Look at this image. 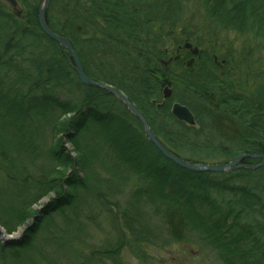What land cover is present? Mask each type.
Returning <instances> with one entry per match:
<instances>
[{
	"label": "trees",
	"instance_id": "1",
	"mask_svg": "<svg viewBox=\"0 0 264 264\" xmlns=\"http://www.w3.org/2000/svg\"><path fill=\"white\" fill-rule=\"evenodd\" d=\"M191 1L51 0L45 21L69 39L87 77L122 91L183 160L224 164L241 153L264 154V65L255 67L246 91L228 83L233 74L223 79L209 49L189 66L183 57L168 58V45L184 41ZM17 2L20 16L0 0V228L26 230L7 243L0 237V264H108L106 251L75 220L96 204L117 206L129 247L142 254L176 242L206 253L198 264L208 258L214 264L211 255L217 264H264V164L223 174L178 168L120 99L80 82L69 52L38 25L42 0ZM202 6L209 20L261 40L264 51V0H202ZM223 60L227 69L230 60ZM174 102L191 111L195 124L172 115ZM66 116L62 130L75 159L63 143L54 146ZM63 176L68 191L61 192ZM55 188L27 227L32 207ZM125 190L120 203L115 197Z\"/></svg>",
	"mask_w": 264,
	"mask_h": 264
},
{
	"label": "rangeland",
	"instance_id": "2",
	"mask_svg": "<svg viewBox=\"0 0 264 264\" xmlns=\"http://www.w3.org/2000/svg\"><path fill=\"white\" fill-rule=\"evenodd\" d=\"M18 9L21 10L20 7H18ZM208 16V12H205L204 7L202 6V0H192L190 2V6H188L187 14L183 21V31L185 33L183 36L184 41L179 47H174L171 44L168 45V58H173L175 56L183 57L186 60L187 66H189L197 63V58H194L197 54L195 55L189 50L195 47L199 50V52L209 49L214 52L213 65L218 70L220 75L225 78L233 74L232 79H229L228 83H232L240 89L250 91L249 82L252 83L251 73L253 71L256 73L257 68L255 67L264 65V51L262 52L259 47L261 40L257 42L253 39L251 40L247 35L239 34L230 30L226 31L215 24L214 21L209 20ZM184 43H190L191 47H185ZM186 51H189L191 57L185 56ZM223 58H228V60H230V66L227 69H225L224 65L226 62ZM188 63L190 64L188 65ZM70 119L71 118L69 116L62 119L63 123H65L58 131L59 134L55 136L54 146L58 147L63 143V146L65 145L67 149L66 151H69V154L73 157V159H75L76 154L72 151V146L69 143L68 137L65 136L68 131H66V128L62 130ZM176 166L178 168H182L178 165ZM75 169L78 170L77 167H75ZM61 171L62 169L58 172ZM65 171V173L69 174L71 169L68 168L65 169ZM218 173L223 174L228 172L223 171ZM0 175V179L4 180V173L1 174L0 171ZM79 175H81L80 171ZM65 176L57 182V186L59 185L62 189L61 192L68 191V187L65 183ZM55 190L56 188L51 191L50 196L42 198L39 203L32 207V215L25 223L27 227L33 223L39 214L41 215L44 206L42 203L49 202L50 197L51 199L55 198ZM117 196L118 195H116L115 198H118L119 202L123 203L124 198L127 197L126 190L122 195ZM95 206L93 207L90 216L82 213L75 216V220L79 223L78 224L76 222L78 229L80 228V230L87 231V235L91 243L95 244L94 247H96V249H100L98 250L100 252L106 251V260L109 262L108 264H198L201 261V257L205 259V256H207V254L203 252L201 255V251L198 252L195 245L176 242H171L169 244L160 243L156 246L150 245L144 249L146 254H142L137 248L129 247L126 235L120 228L118 217H116L117 206L112 205V208H105L97 204ZM95 214L98 216H95ZM24 227L21 229L23 230ZM23 233L24 231L7 238L4 237L2 231H0L1 241L3 243H7L12 239L18 240L23 236ZM156 238L159 241L165 240L163 237L159 239L160 236H156ZM120 241H122L121 246L118 245ZM86 251L90 252V250ZM99 256L102 257V253ZM211 257L214 264H217L214 257L212 255ZM210 260L211 258H208V262L205 263H211Z\"/></svg>",
	"mask_w": 264,
	"mask_h": 264
},
{
	"label": "water",
	"instance_id": "3",
	"mask_svg": "<svg viewBox=\"0 0 264 264\" xmlns=\"http://www.w3.org/2000/svg\"><path fill=\"white\" fill-rule=\"evenodd\" d=\"M9 3L13 6L16 7L17 1L16 0H8ZM51 0H43L39 6L38 9V15H37V21L40 29L52 40L56 41L59 45L63 46L67 51L69 52L73 62H74V69L78 75L79 80L83 84H88V85H93L97 86L100 88L105 89L109 93L115 95L118 99H120L124 105L129 109V111L139 119L141 122L145 135L147 136L148 140L154 145V147L167 159L171 160L174 162L176 165L185 168L187 170L191 171H211V172H222V171H227L230 170L231 168L237 167V165L246 157H253V158H259L261 159V163L259 165L264 164V154L260 155H250V154H245L241 153L233 158L228 163L224 164H204V163H190L182 158L178 157L175 155L173 152L168 150L155 136L153 131L151 130L149 123L147 120L144 118V116L141 114V112L135 107V105L127 98V96L120 90L114 88L111 85L105 84L103 82L95 81L85 74L82 64L80 62V59L75 51V49L72 47L69 39L64 36L57 35L54 33L52 30L48 28V26L45 23V11L48 8V5ZM20 11L17 10L16 14L19 15ZM185 47H191L189 43H186L184 45ZM191 52L193 54H197L198 50L197 48L191 49ZM191 63V62H190ZM188 63V65L190 64ZM171 97V90L166 87L163 91V98L167 99ZM171 113L174 117H176L178 120L185 122L188 125H193L195 124V119L191 111L183 104L179 102H174L171 107ZM252 167H257L252 165ZM0 231H2V234L4 237H9L1 228ZM21 232V230H20ZM11 236V235H10Z\"/></svg>",
	"mask_w": 264,
	"mask_h": 264
},
{
	"label": "bare ground",
	"instance_id": "4",
	"mask_svg": "<svg viewBox=\"0 0 264 264\" xmlns=\"http://www.w3.org/2000/svg\"><path fill=\"white\" fill-rule=\"evenodd\" d=\"M43 1V0H42ZM51 2V1H50ZM50 4V3H49ZM48 8H49V5H48ZM48 8L46 9V11H45V16H46V14H47V10H48ZM45 23H46V21H45ZM47 25V24H46ZM49 28V27H48ZM50 29V28H49ZM65 37V36H64ZM67 50V49H66ZM175 57H177V56H175ZM175 57H173V58H175ZM224 80H225V78H223ZM22 227H24V226H22ZM22 227H20V228H18L15 232H13L12 233V235H17L18 233H21V232H23V231H25V228L26 227H24L23 228V230L21 229ZM20 230H21V232H20Z\"/></svg>",
	"mask_w": 264,
	"mask_h": 264
}]
</instances>
